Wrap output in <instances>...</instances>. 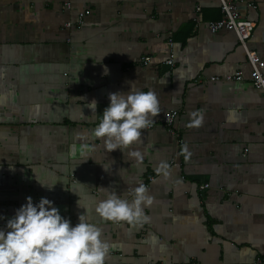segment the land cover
I'll return each mask as SVG.
<instances>
[{
  "label": "crops",
  "instance_id": "crops-1",
  "mask_svg": "<svg viewBox=\"0 0 264 264\" xmlns=\"http://www.w3.org/2000/svg\"><path fill=\"white\" fill-rule=\"evenodd\" d=\"M225 1L254 24L247 47L264 61V0ZM220 17L219 0H0V230L43 197L102 230L105 264H264V98L235 35L209 31ZM131 88L154 91L161 113L141 143L107 152L93 129L109 94ZM197 110L203 125L187 127ZM140 184L149 222L95 212Z\"/></svg>",
  "mask_w": 264,
  "mask_h": 264
},
{
  "label": "clouds",
  "instance_id": "clouds-1",
  "mask_svg": "<svg viewBox=\"0 0 264 264\" xmlns=\"http://www.w3.org/2000/svg\"><path fill=\"white\" fill-rule=\"evenodd\" d=\"M109 100L93 135L102 141L107 152L141 143L142 130L154 123L153 118L161 113L157 94L152 90L131 88L127 94L110 93ZM87 107L94 115L97 101L93 99ZM190 118L187 127L203 125L202 110L191 112ZM183 152L186 159L190 157L187 145ZM130 155L138 162L143 160L139 151ZM158 171L167 178L169 165L161 163ZM101 191L107 190L101 188ZM153 199L147 187L140 184L134 189L131 201L108 192L106 199L97 202L95 212L105 221L141 225L150 221L144 208L150 207ZM7 229V232L0 230V264H105L108 257L109 246L102 239L100 228L87 222L84 215L79 216L75 227L71 226L47 198L42 197L34 204L32 198L27 197L26 204L8 220Z\"/></svg>",
  "mask_w": 264,
  "mask_h": 264
},
{
  "label": "built area",
  "instance_id": "built-area-1",
  "mask_svg": "<svg viewBox=\"0 0 264 264\" xmlns=\"http://www.w3.org/2000/svg\"><path fill=\"white\" fill-rule=\"evenodd\" d=\"M220 2V11L221 17L218 20L212 21L208 23V29L211 33H215L216 31L225 29L231 31L237 40V43L240 49L243 51L244 56L246 58L247 64L250 67L249 72V80L251 84L258 90L261 91L262 96L264 98V61L258 56V54L247 47V42L251 37L253 32L254 24L252 22L241 19L240 15L236 11L235 6L230 4L225 0H219ZM67 6V5H66ZM251 7L250 4L247 5ZM199 11V8H197ZM85 13H80L77 16L76 27L79 28L82 25L83 17ZM66 28L71 27V23L65 24ZM170 41V46H171ZM149 57L141 58V65L146 66L149 63ZM173 56L170 55L169 59L166 61V64L172 65ZM242 74L240 72L235 73L234 75L227 76L224 78L225 81H240L242 79ZM219 80L217 77H210L209 81H217ZM177 117L176 111H169L163 117V124L171 128L174 123V120ZM150 128V125L149 127Z\"/></svg>",
  "mask_w": 264,
  "mask_h": 264
}]
</instances>
